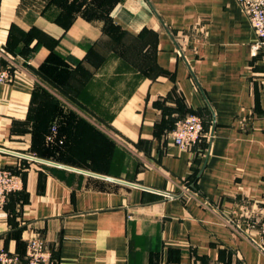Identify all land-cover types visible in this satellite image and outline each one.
<instances>
[{
    "label": "crops",
    "instance_id": "crops-1",
    "mask_svg": "<svg viewBox=\"0 0 264 264\" xmlns=\"http://www.w3.org/2000/svg\"><path fill=\"white\" fill-rule=\"evenodd\" d=\"M238 0H0V250L55 264H264V58ZM52 56V57H51ZM204 119L181 149L170 131Z\"/></svg>",
    "mask_w": 264,
    "mask_h": 264
},
{
    "label": "built area",
    "instance_id": "built-area-1",
    "mask_svg": "<svg viewBox=\"0 0 264 264\" xmlns=\"http://www.w3.org/2000/svg\"><path fill=\"white\" fill-rule=\"evenodd\" d=\"M254 28L256 40L252 44V55L264 58V0H238ZM16 74L15 63L9 60L6 64L0 60V83L11 81ZM170 137L181 149L191 150L205 137L204 119L195 113H189L175 123ZM23 189L20 175L10 168L0 165V207L5 205L10 196ZM0 264H55L52 253L44 239L39 236L29 238L25 255L0 250Z\"/></svg>",
    "mask_w": 264,
    "mask_h": 264
},
{
    "label": "trees",
    "instance_id": "trees-1",
    "mask_svg": "<svg viewBox=\"0 0 264 264\" xmlns=\"http://www.w3.org/2000/svg\"><path fill=\"white\" fill-rule=\"evenodd\" d=\"M52 57V56H51Z\"/></svg>",
    "mask_w": 264,
    "mask_h": 264
}]
</instances>
